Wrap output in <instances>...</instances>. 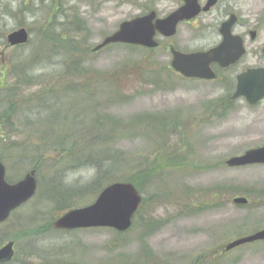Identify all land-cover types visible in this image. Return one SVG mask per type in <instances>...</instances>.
Masks as SVG:
<instances>
[{
  "label": "rangeland",
  "instance_id": "rangeland-1",
  "mask_svg": "<svg viewBox=\"0 0 264 264\" xmlns=\"http://www.w3.org/2000/svg\"><path fill=\"white\" fill-rule=\"evenodd\" d=\"M226 1L232 6L234 0ZM248 1L239 0L238 9L251 8ZM179 3L180 0H0V84L3 82V87L10 88L18 86L19 94H26L28 100V107L18 108L4 126L0 124L3 135L15 140V146L35 139L27 135H33L40 128V124H33L40 112H46L39 103L53 101L50 105H57L55 98L62 95L56 86L53 91L43 86L50 76L56 78V84L62 82L64 67L71 65V59L68 61L52 45V52L42 54L40 46L47 48L43 40L47 31L42 26L47 21L50 31L64 28L67 37L76 35L77 43L85 46V51L77 56V65L82 70H89L90 74L113 69L125 71L120 79H115L122 99L113 101L109 89L94 96L93 106L102 114L123 121L144 113L166 119L158 124L162 132L153 127H140L131 120L137 126L126 130L119 127L112 138L113 148L126 156L150 162L156 159L157 164L151 169L152 179L144 182L147 186L141 193L145 201L127 231L118 233L106 227L60 232L42 230L61 213L45 193L56 185L51 177L56 174L57 182L72 186L86 185L96 175L92 167L62 171L53 165L54 155L49 154L48 165L44 162L36 173L38 188L34 197L1 225L4 238L15 235L21 227L38 230L36 234L18 237L15 258L9 264H264V240L223 251L229 241L264 228V164L229 167L224 163L231 156L264 144V100L250 107L243 98H238L233 106L223 109L219 107L222 101V94L217 91L219 80H185L168 70L169 45L192 49L205 44L201 25L213 22L223 4L210 14L199 15L191 25L180 23L175 37L156 35L159 45L153 50L122 44H111L98 51L87 50L116 30L121 21L150 9L164 16ZM69 6L73 9L72 25L66 26L63 16L69 15ZM20 26L27 29L28 41L11 47L6 35ZM61 35L64 36L63 32ZM132 64L139 65L140 76ZM74 76L78 79H70L68 85L82 81L79 74ZM31 77L30 83L23 80ZM4 92L6 89L0 91V100ZM62 97L61 108L65 109L71 98ZM4 108V102L0 101V112ZM6 148L12 161L11 170L19 179L33 161L26 157L23 165L17 166L14 149ZM171 159L177 165L169 164ZM1 160L9 173L10 161ZM128 172L124 169L116 176L123 178ZM229 188L233 190L227 191ZM213 192H218L213 199L216 201L209 200ZM237 195L248 197L250 202L234 204L232 197ZM200 199L210 202L200 203Z\"/></svg>",
  "mask_w": 264,
  "mask_h": 264
},
{
  "label": "trees",
  "instance_id": "trees-1",
  "mask_svg": "<svg viewBox=\"0 0 264 264\" xmlns=\"http://www.w3.org/2000/svg\"><path fill=\"white\" fill-rule=\"evenodd\" d=\"M72 13L73 9L69 6V15L65 14V16H63L66 26L72 25L70 18V14ZM47 23L48 21L42 26L47 31L46 36H43V40H46L45 44H47V48L45 46H40L42 54L52 52L50 51V45H52L55 51L61 52L62 55L67 56L68 61L71 59V65L64 67L62 82L56 84V78L50 76L47 85L43 86L46 90L51 91H53L56 86L60 88L61 93L59 94L62 95L56 98L51 97L55 98L58 103L57 105H50L53 101H50L49 104L42 101L39 103V107H44L42 111L46 112H40L35 122H33V124H40V128H36L33 135H27L28 138H35L32 142L15 146V140H8L9 138H6L5 134L3 135V130L0 129V158L5 161H10V165H8L10 174L6 173V180L8 182H13L18 179L17 175L11 170L12 161L8 157L6 148L7 146H11L17 154V157H15L16 165H23L25 160H27L26 157H30L33 162L31 165L28 164V166H30V169H34L36 173L43 166L44 162L48 165V162H50V158L48 157L49 154L54 155L53 165H58L59 169L62 171H73L90 167L95 169V177L86 185L63 186L57 182L58 179L56 174L51 177L56 185L55 187H50L45 193L49 200L54 201V208L61 211V213L83 202H87L88 199L91 200L98 194L103 186L112 181H130L139 191L144 190L147 186L144 182L149 183V180L152 179L153 174L151 173V169L157 167L156 159L150 162L148 160L142 161L138 158L128 157L115 147L113 148L112 138L119 127H123V130H126L131 126L132 128L137 126L132 123H138V126L145 128L153 127L156 131L159 130L162 132V128L158 124L161 121H166V119L156 114L144 113L133 116V119L123 121L111 115L102 114L93 106L94 96L97 93H102L104 89H109L113 101L122 99L119 97V92L117 91L118 83L115 79H120V76L123 75L125 71H115L113 69L106 72L93 71L94 74H90L89 70H82L84 68L77 65V56L79 53L85 51V46L81 43H77L79 40L76 39V35L67 37L68 32L63 30L64 28L58 32H54L53 30L50 31ZM61 32H63L64 36L61 35ZM125 46L129 48H141L133 45ZM87 50L90 51L91 48H87ZM68 61L65 62V64H68ZM132 66L135 67L136 73L140 76L142 70L139 68V65L132 64ZM168 70L171 69L168 67ZM77 74L82 77V79H80L82 81H75V83H70L68 85V81L70 82V79L76 78L74 75ZM31 79L33 78H23L27 83H30ZM153 79H155V76H153ZM5 89L6 92H4V96L0 100L5 104V108L0 112V124H3V126L8 118L10 119L14 116L18 108L27 106L26 101H28L26 100V94H19L17 91L19 89L18 86L11 88L3 87L2 82L0 84V91L2 92V90ZM50 93L51 92L48 91V94ZM63 95L71 98L67 100L68 106L65 109L61 108V103H64ZM13 96H15V100L12 99ZM20 97L24 98V102ZM46 107H49V109ZM77 116H79L80 119H76ZM131 120L132 123H130ZM175 159H171L169 164L175 165ZM158 167H160L159 164ZM124 169L129 172L125 174V176L123 175V178L116 176L119 171ZM235 189L236 188H234V190ZM217 190H219V188H217ZM226 190L230 191L233 190V188ZM85 194L89 195L83 198ZM91 196L93 197L90 199ZM200 196H203V193H201ZM217 196L218 192H213L209 200L212 199L211 201H216L213 199H216ZM144 201L143 198L141 203ZM204 201L210 202L200 199V203H204ZM186 209H189V205L186 206ZM1 225L2 224H0V228ZM49 228L50 221L46 223L42 230H49ZM36 231L38 230L21 227L15 235L6 238L0 233V245L5 240L12 239L17 241L18 237L24 236L25 234H36ZM132 264L141 263L137 262Z\"/></svg>",
  "mask_w": 264,
  "mask_h": 264
},
{
  "label": "water",
  "instance_id": "water-1",
  "mask_svg": "<svg viewBox=\"0 0 264 264\" xmlns=\"http://www.w3.org/2000/svg\"><path fill=\"white\" fill-rule=\"evenodd\" d=\"M215 1L207 0L201 6L199 0H182L180 6L164 17H156L155 10H150L131 19L123 20L116 30L103 37L92 50L96 51L111 43L154 48L158 45L155 39L157 33L164 37L172 36L179 22L192 19L201 11H206ZM232 23L233 17L222 23L219 29L222 36L221 42L206 51L183 52L170 47L172 69L187 78L212 79L215 77L210 68L212 62L223 66L235 62L243 53V49L240 37L231 34ZM6 39L10 46L24 44L28 40V32L24 27H19L10 31ZM227 47L238 49L235 52L226 53L224 49ZM238 97H244L249 105H254L264 98V69H248L237 76L231 99ZM225 164L229 167L264 164V144L229 157L225 160ZM5 173V165L0 159V223L4 222L13 210L33 197L37 188L34 169L25 172L15 182H7ZM141 199V193L131 182L115 181L103 187L91 203L62 213L53 221V226L57 229L109 227L122 232L131 226L133 215ZM232 202L246 204L248 199L244 196H235ZM263 239L264 228L228 242L224 250ZM13 244L14 242L9 240L0 246V263L12 259Z\"/></svg>",
  "mask_w": 264,
  "mask_h": 264
},
{
  "label": "flooded vegetation",
  "instance_id": "flooded-vegetation-1",
  "mask_svg": "<svg viewBox=\"0 0 264 264\" xmlns=\"http://www.w3.org/2000/svg\"><path fill=\"white\" fill-rule=\"evenodd\" d=\"M206 1L207 0L200 1L201 6H203ZM238 2L239 0H234L232 6H229V2H227L226 0H216L215 3L210 6L209 9H207L206 11H201L192 19L181 21V24L191 25L192 22L195 21L199 15L210 14L211 11L215 9L219 4H223V7L220 9L219 12L216 13V16H214L213 22H206L205 25H201L203 27V30L205 31L203 39L206 40V43L192 49L186 48L180 50L184 52L206 51L210 48L217 46L222 40V36L219 31L222 23L228 21L231 17H233V23L231 24L230 31L233 36H238L241 39V45L243 49V53L241 54V56L235 62L230 63L227 66L220 65L217 62H212L210 64V68L215 74V77L212 79L186 78L180 75L178 72L172 70L175 74L180 75L185 80H198L209 82L219 80L220 86L218 87L217 91L222 94V101L219 103V107H222L223 109L230 108L231 106H233V101L238 99H231V95L235 90L237 76L240 73L248 69H264V0H249L248 3H251L252 7L246 9L245 11H242V9H238ZM181 4L182 0H180L179 5H177L175 8H177ZM176 35L177 30L174 35L164 38L169 39L171 37H175ZM170 47L175 46L170 44L169 48ZM237 49L234 47H227L224 49V51L226 53H232L237 51ZM229 92H231V94L228 95ZM263 100L264 98L254 105H249L247 102L246 103L250 107H255L259 105ZM222 103H225V105H221ZM54 219L50 221L49 229L52 232L79 230V228L57 229L53 226ZM15 243L16 241L13 244L16 253ZM13 259L1 264H9Z\"/></svg>",
  "mask_w": 264,
  "mask_h": 264
}]
</instances>
